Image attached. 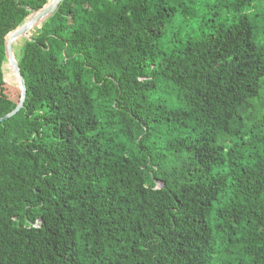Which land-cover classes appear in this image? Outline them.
<instances>
[{"label":"trees","instance_id":"obj_1","mask_svg":"<svg viewBox=\"0 0 264 264\" xmlns=\"http://www.w3.org/2000/svg\"><path fill=\"white\" fill-rule=\"evenodd\" d=\"M50 1L0 0V118L7 37ZM34 28L0 264H264V0H63Z\"/></svg>","mask_w":264,"mask_h":264},{"label":"water","instance_id":"obj_2","mask_svg":"<svg viewBox=\"0 0 264 264\" xmlns=\"http://www.w3.org/2000/svg\"><path fill=\"white\" fill-rule=\"evenodd\" d=\"M63 0H51L45 7L40 10H34L31 14L25 19L24 23L14 32H12L6 41V60L3 65L4 70L6 71V75H9L12 80L15 78L16 80L12 82L18 81L17 88L21 90V99L18 105L8 114L4 115L0 118V121H4L15 113H17L24 105L27 87L26 81L23 74L20 71L19 63L16 58V53L14 49V44L21 38L29 37V33L34 29L35 26L40 25L43 21L47 20L51 17L54 12L57 10L59 4ZM14 85V83H13Z\"/></svg>","mask_w":264,"mask_h":264},{"label":"rangeland","instance_id":"obj_3","mask_svg":"<svg viewBox=\"0 0 264 264\" xmlns=\"http://www.w3.org/2000/svg\"><path fill=\"white\" fill-rule=\"evenodd\" d=\"M34 32H35V28L32 29V31H31L29 34H33ZM29 36H30V35H29ZM22 44H23V41H21L18 45H16V46L14 47V49H15V53L19 50V48L21 47ZM9 79L11 80V82H9V81H10ZM13 80L15 81L16 79L14 78ZM13 80H12V78H11L9 75H6V81H7V83H8L12 88L18 89V88H17L18 81H16V82H12ZM13 83H14V85H13Z\"/></svg>","mask_w":264,"mask_h":264}]
</instances>
